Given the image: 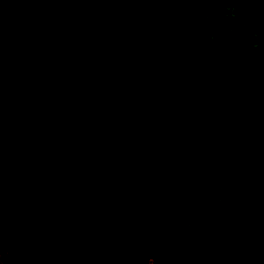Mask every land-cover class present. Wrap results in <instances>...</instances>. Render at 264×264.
<instances>
[{
	"label": "trees",
	"instance_id": "16d2710c",
	"mask_svg": "<svg viewBox=\"0 0 264 264\" xmlns=\"http://www.w3.org/2000/svg\"><path fill=\"white\" fill-rule=\"evenodd\" d=\"M225 1L0 0V134L12 136L2 153L40 149L76 178L67 193L86 212L108 185L151 203L169 239L216 199L224 260L242 264L231 255L241 249L244 264H264V172L212 190L218 169L253 158L233 121L264 119V75L234 49L240 24ZM240 214L253 229L239 235L228 226Z\"/></svg>",
	"mask_w": 264,
	"mask_h": 264
},
{
	"label": "rangeland",
	"instance_id": "374dc122",
	"mask_svg": "<svg viewBox=\"0 0 264 264\" xmlns=\"http://www.w3.org/2000/svg\"><path fill=\"white\" fill-rule=\"evenodd\" d=\"M226 1L232 17L240 24L231 35L234 49L243 48L244 52L239 53L249 58L247 67L264 75V0ZM236 122L233 121L234 127L254 141L249 149L253 158H238L234 164L218 169L213 193L215 189L218 193L222 184H250L254 175L264 172V119L256 121L247 114L237 117ZM3 133L0 134V264H228L224 256H230V249L222 241V227L212 226L210 221L216 213V199L203 214L185 221L181 235L169 239L170 235L158 233L164 222L162 214L151 211V203L128 204L120 188L109 190L108 185L90 196L86 194L91 197L88 212L76 206L67 193L69 183L76 178L52 170L44 163L46 159L38 152L40 149L31 150V157L20 158V146H15L13 152L2 153L12 139L7 129ZM254 159L257 161L248 168ZM77 210L83 215H78ZM238 216L241 219L233 217L230 229L239 230V235L253 229L238 226L243 215ZM247 236L246 233L244 237ZM231 242L235 247L239 245L235 240ZM173 246L183 250L179 257L168 259ZM234 250L232 257H240L242 264L243 259L250 261L241 249Z\"/></svg>",
	"mask_w": 264,
	"mask_h": 264
},
{
	"label": "water",
	"instance_id": "95a60500",
	"mask_svg": "<svg viewBox=\"0 0 264 264\" xmlns=\"http://www.w3.org/2000/svg\"><path fill=\"white\" fill-rule=\"evenodd\" d=\"M256 161H257V159L252 160V161L249 163V165H248L247 167L249 168V167L252 166Z\"/></svg>",
	"mask_w": 264,
	"mask_h": 264
}]
</instances>
